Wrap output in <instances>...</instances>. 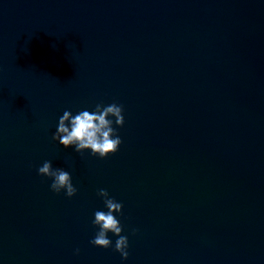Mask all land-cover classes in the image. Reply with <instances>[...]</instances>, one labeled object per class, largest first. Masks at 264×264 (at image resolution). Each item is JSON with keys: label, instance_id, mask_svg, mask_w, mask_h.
I'll list each match as a JSON object with an SVG mask.
<instances>
[{"label": "water", "instance_id": "obj_1", "mask_svg": "<svg viewBox=\"0 0 264 264\" xmlns=\"http://www.w3.org/2000/svg\"><path fill=\"white\" fill-rule=\"evenodd\" d=\"M112 103L114 154L52 140ZM0 264H264V0H0Z\"/></svg>", "mask_w": 264, "mask_h": 264}, {"label": "clouds", "instance_id": "obj_2", "mask_svg": "<svg viewBox=\"0 0 264 264\" xmlns=\"http://www.w3.org/2000/svg\"><path fill=\"white\" fill-rule=\"evenodd\" d=\"M122 112V105L116 103L103 107L97 104L95 111L82 110L75 115H72L70 111H64L59 118L52 140H58L64 148L74 146L77 153L90 150L91 155L103 159L114 154L122 143L120 136L116 134L112 126L113 120L109 119V117H113L115 125L123 126ZM37 174L51 178L50 190L54 193L64 190L65 195L70 198L77 192L69 172L62 168L54 169L50 161H45L37 169ZM97 194L104 198L103 202L107 212L98 210L94 213L92 223L99 230L89 243L95 247L108 248L112 242L107 237V233L111 232L118 237L115 241L114 251L120 253L122 259H127L128 238L121 235L122 226L113 215V213L121 212L122 204L116 202L114 198H110L106 189H99Z\"/></svg>", "mask_w": 264, "mask_h": 264}]
</instances>
